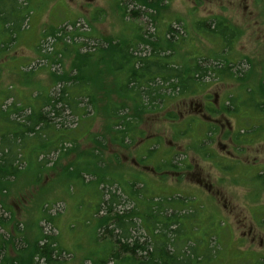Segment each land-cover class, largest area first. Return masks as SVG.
Listing matches in <instances>:
<instances>
[{
  "label": "rangeland",
  "instance_id": "374dc122",
  "mask_svg": "<svg viewBox=\"0 0 264 264\" xmlns=\"http://www.w3.org/2000/svg\"><path fill=\"white\" fill-rule=\"evenodd\" d=\"M2 1L3 16H14L17 5ZM18 1L22 4L24 16L22 32L5 50L1 46L7 34L2 32L0 25V62L14 60L20 63L19 59L23 58L25 62L22 65L20 63L19 71L22 75L31 74V77L22 83V78L0 66V91L4 92L0 99V145L3 134L20 128L13 124L14 119L22 120L15 112L37 110L40 104L37 106L33 98L39 93L53 95L58 88L55 78L59 74L66 72L72 78L77 73L71 69L72 63L76 62L81 67L84 63L88 71L93 70L103 89L99 90V84L96 85L99 91L96 88L94 90L97 97L94 106L86 98L82 99L80 105L88 112L84 119H71L73 117L65 111L62 117L66 121L60 127V119L53 118L60 130H55V136L46 144L41 145L39 140L24 138L27 143L22 146L19 141L21 161L15 162L18 173L0 185V200L9 208L6 211L0 205V215L11 218L21 231L14 239L16 247L26 248L40 240L43 234L55 240L58 252L54 251V258L57 264H99V254H102L99 249L103 248L104 243L103 238L99 240L101 213L97 207L101 187L99 174L102 172L106 173L101 174L107 176L105 179H112L120 186V190L115 185L110 188L115 192L128 193L129 182L135 181L145 184L144 191H152L154 196L180 195L192 199L193 204L200 207L198 234L208 232L211 238L208 245L215 246L212 255L214 261L211 264H257V260L264 261V189L258 191L245 188L240 184L242 181L239 175L231 176L238 171L228 174L224 173L225 170L221 172L211 166L206 157L211 154V149H216L219 156L228 157L225 152L219 151V147L213 149L214 142L208 141L210 135L204 136L201 132L196 134L190 127L184 129L185 126L179 120L190 111L187 104L177 107V101H172L155 108L153 112L137 114L132 100L127 96H118L117 92L124 88L121 85L125 73L118 69L121 66L120 57L128 55L130 44L135 43L139 39L137 36L144 33L146 36L151 34L149 38H154L155 33L163 39L172 21L175 31L169 37L174 39L175 45L174 56L169 60L182 65L191 56L204 55L209 59L199 60L200 63L214 65L228 60L232 63L234 73L241 69L247 74L243 80H237V74L234 79L212 76L206 93L187 97L186 103L192 100L194 104L202 98L212 100L216 92L220 93L217 99L224 100L221 97L226 94V89L236 95L245 92L251 85L250 94L246 93V98L249 97L255 103L258 84L264 80V0H163L164 6L157 13L159 22L151 18L149 20L148 15L151 12L153 14L151 8L145 9L138 17L123 18L124 6L128 7L127 10L139 8L136 0ZM171 15L178 17L179 22L174 23ZM215 18L232 27L233 39L229 46L221 45L217 36L209 35L195 25L197 21L212 22ZM72 24L79 28L85 27L80 32L89 36L85 40L90 45L98 43L97 48H82L79 52L76 49L78 45L51 36L59 27H70L68 25ZM64 43L69 45L68 51L63 53L62 58H56L53 51L60 50ZM138 47L143 52L147 50L142 42ZM99 49L102 50L99 52ZM85 52L89 59L80 56ZM129 66H125L124 72ZM27 83L33 85L30 92L23 85ZM27 96L31 100L26 102ZM108 96L116 103L117 114L126 111L129 116L138 119L137 123L133 121L135 126L129 133L135 132V136L149 139L143 145L150 144L151 149L142 163L155 168L161 156L175 157L172 159L178 167L164 166L162 171L165 177L161 181L149 170L133 168L130 159L135 150L138 151V148L134 149L138 144L136 139L127 138L128 144L125 145L118 142L117 138L114 141L110 139L109 110H101L107 106ZM241 98L239 96L238 99ZM123 105L127 109H122ZM47 108L44 106L42 111H47ZM120 117H116L115 121ZM197 123L193 125L195 129ZM99 141L104 144L99 145ZM154 141L156 143L152 145ZM262 146L264 140H255L246 154L236 148L232 152L241 159L245 156L252 159L257 155V149L263 150ZM239 147L241 143H238ZM174 172L179 173L176 176ZM198 176L206 178L220 193L212 195L199 188L201 186L195 181ZM248 229L253 231V237L247 233ZM197 245L198 253H207L203 242ZM36 264L46 262L37 259Z\"/></svg>",
  "mask_w": 264,
  "mask_h": 264
},
{
  "label": "trees",
  "instance_id": "16d2710c",
  "mask_svg": "<svg viewBox=\"0 0 264 264\" xmlns=\"http://www.w3.org/2000/svg\"><path fill=\"white\" fill-rule=\"evenodd\" d=\"M136 1V6L139 8L134 7L127 10V6L123 7L124 11L121 15L123 18L138 17L145 12V9L151 8L153 14L151 12L148 15L149 20L151 18L152 21L159 22L157 13L164 6L162 5L163 0ZM6 2L17 5V7L14 16L4 17L2 14L4 1L0 0V18H7L2 25V32L7 34L1 46L5 50L20 37L24 18L22 4L18 0H6ZM170 18L174 23L180 20L172 15ZM215 19L211 20L212 22L197 21L195 25L205 33L217 36L221 45L229 46L233 39L232 27L220 19ZM171 23L166 28L164 40L155 33L154 38H149L148 36L151 34L146 36V33L138 35L139 39L128 47V55L120 57L121 66L118 69L125 74L122 80L123 85H121L124 88L117 90L118 96L130 98L137 114L153 112L155 108L168 105L180 96L186 98L203 93L212 76L217 75L220 79L223 76L234 79L237 74V80H243L247 76L241 69L234 73L232 63L228 60H217L219 62L214 65L205 64L206 62L200 63L199 60L209 59L204 55L191 56L182 65L169 60L174 56L175 45L174 39L169 37L175 31V27L173 28ZM77 29L66 31L64 27H59L52 32L51 36L63 42H68L67 37H69V43L78 45L76 46L78 51L82 48L96 49L98 43L91 42L90 45V42L85 40L89 36ZM75 37H78L79 40H76ZM140 42L146 46L145 52L138 47ZM62 45L60 50H54L52 53L56 58H62L63 53L68 51L69 45L67 43ZM102 49H99V52ZM80 56L89 59L87 52ZM47 59L54 63L53 59L49 57ZM129 64V69L124 72L125 66ZM71 69L76 70L77 73L72 78L64 71L59 74L55 78L58 88L53 92V95L48 93L41 103L37 102L40 104L37 110L26 111L27 113L15 112L16 116L21 117L22 120L14 119L13 124L20 128L1 136L0 185L18 173V165L15 162L21 161L19 141L22 142V146L27 143L24 138L39 140L42 142L41 145L46 144L52 136H55V130H60L58 126H64L66 118L62 117V112L67 111L68 116L73 117L71 119H84L88 112L80 105L82 99L86 98V101L94 106V101L97 98L94 94L95 88L96 91L103 89L102 84L97 81L96 74L93 70L89 69L88 71L84 63L81 67L74 62ZM83 72L87 74L84 75ZM98 84L99 90L97 89ZM180 86L181 90L179 91ZM260 86L261 94L264 95L263 81ZM115 104L113 100L109 99L106 103L107 106L101 110H109L108 129L112 132L110 139L114 141L117 138L118 142L125 145L126 140L133 138L134 132L132 134L129 132L135 126L133 121L137 123L138 119L129 116L128 113H125L126 111L117 114ZM257 104L258 107H263L264 98L257 99ZM44 106L49 108L45 112L42 111ZM121 107H123L122 109L126 108L125 105ZM119 116H121L119 120L115 121V118ZM53 118L60 119L58 126ZM102 144L104 142L99 141V145ZM165 164L175 166L171 158ZM101 174L105 175L106 173L100 172L99 174V187L101 186L99 188V205L97 206L101 213L99 215V240L102 241L100 238L104 239L102 241L104 242L103 248L99 249L102 252L99 254V264H211L214 261L212 255L215 246H209L211 243L209 233L198 234L200 229L198 230L197 227V217L200 207L194 205L192 199L180 195L154 196L152 191H144L145 184L135 181L129 182L128 193L115 192L110 188L115 185L117 189L120 187L118 183L112 179H105L107 176ZM163 177L165 176L161 178ZM137 183L141 185L137 187ZM0 205L2 209L8 211L9 208L2 203V200H0ZM20 233L17 223L13 224L11 218L0 215V264H36L37 259H44L46 264H57L54 258V251L58 252L55 240L42 234L40 240L35 241L32 245H28L26 248H17L14 239ZM44 239L47 240L42 242ZM198 242L204 243L207 253L197 252ZM257 261V264H264L262 260Z\"/></svg>",
  "mask_w": 264,
  "mask_h": 264
},
{
  "label": "flooded vegetation",
  "instance_id": "af4514ba",
  "mask_svg": "<svg viewBox=\"0 0 264 264\" xmlns=\"http://www.w3.org/2000/svg\"><path fill=\"white\" fill-rule=\"evenodd\" d=\"M262 81L264 82V80ZM260 85L261 83L258 84L257 87V99L264 98V95L263 97L261 96ZM251 86L246 88L245 92L241 91L240 94L236 95L230 93L225 87L226 94L221 97V99L224 100L217 99L220 93L216 92L214 93L212 100L202 98L198 99L194 104L192 100L186 103L185 99L187 97L184 98L183 96H180L174 101H177V107L185 106L187 104V107L190 108V111L183 114L179 120V122L182 123V126H185L184 129L188 130V127H190L192 130H195L196 134L201 132L204 136L210 135L208 141L209 143L211 141L214 142L213 149L215 146L219 147V151L225 152L227 155L228 158L219 156L216 149L215 151L211 149V154L206 156L208 157L211 166L216 167L221 172L222 170H225L224 173L229 172L228 174L238 171L231 176L239 175L242 181L240 184H242L243 187H249L250 189H256L259 191L260 189H264V146H262L263 150H256L257 155L252 159H248V156L241 159L239 158V155L232 152V150L236 148L238 151L246 154L249 149L248 147L251 146L255 140H264V108L257 106V99L254 103L249 100V97L246 98V93H250ZM178 90H181V86ZM205 93L206 90L200 95H204ZM239 96L243 98L239 100ZM225 98H227V100H225ZM195 122L199 123H197L198 126L196 129L193 126ZM239 125L241 126L239 127ZM242 126L243 128H241ZM212 135H215V137H212ZM136 137L137 136H135L134 132L131 140L136 139V143L138 144L135 145L134 149L138 148V151L135 150L134 156L130 159L131 163H133V168L135 170H138V168L144 171L149 170L152 175H156L161 181V177L165 175L162 169L165 168L164 166H168L165 163L170 157L161 156L156 162L157 165L155 168L142 163V161L147 159L151 146L150 144L143 145L148 138L143 139L142 137ZM155 143L156 142L154 141L152 145ZM238 143H241V147L239 148H237ZM206 152L208 153L209 151ZM172 158L175 157L172 155L171 159ZM173 162L175 163V166L172 167H178L176 161L173 160ZM237 165H239V169H237ZM174 173L177 176V173L179 172ZM195 181L197 185L201 186L199 188L205 189L206 192H209L212 195L213 193H220L212 183L208 182L206 178L202 176H198ZM247 233L252 235V237L254 235L251 229H248Z\"/></svg>",
  "mask_w": 264,
  "mask_h": 264
},
{
  "label": "crops",
  "instance_id": "0c3cea01",
  "mask_svg": "<svg viewBox=\"0 0 264 264\" xmlns=\"http://www.w3.org/2000/svg\"><path fill=\"white\" fill-rule=\"evenodd\" d=\"M11 18V17H10ZM1 19V18H0ZM7 19V18H6ZM6 19H1V22H0V25L2 26L3 25V23H4V21L6 20ZM42 33V32H41ZM40 33V34H41ZM35 41H36V39H35ZM33 45V44H32ZM20 60V63H21V65L25 62V60L23 59V58H20L19 59ZM20 63L19 62H15L14 60L13 61H9V60H3V61H1L0 62V66L2 67H5L4 68V70H6V71H12L14 74H16V75H18L20 78H22L23 79V82L22 83H25V82H27V81H29V77H31L30 75L31 74H24V75H22L21 73H20V71H19V69H20ZM24 86H26L27 88H29L28 89V92H30L31 91V89H32V87H33V85H30L29 83H27V84H23ZM3 91H0V99L2 98L1 96L3 95ZM39 96H38V98H33L34 100H35V104L38 106V104H37V102H39V103H41V101L45 98V96L47 95V94H45V95H43V94H38ZM28 99H29V101L31 100V97L29 96H27L26 97V102L28 101Z\"/></svg>",
  "mask_w": 264,
  "mask_h": 264
},
{
  "label": "bare ground",
  "instance_id": "6f19581e",
  "mask_svg": "<svg viewBox=\"0 0 264 264\" xmlns=\"http://www.w3.org/2000/svg\"><path fill=\"white\" fill-rule=\"evenodd\" d=\"M68 26H70V27H67V26H65V27L63 26V27L65 28V30H66L67 28H69V31H70V30L72 31L73 29H77V28H78L77 30H78L79 32L85 30V27H81V28H79V27L76 26V24H74V25H68ZM67 39H68L67 41L70 42V41H69V37H67ZM75 39H76V40H79V39L76 38V37H75Z\"/></svg>",
  "mask_w": 264,
  "mask_h": 264
}]
</instances>
